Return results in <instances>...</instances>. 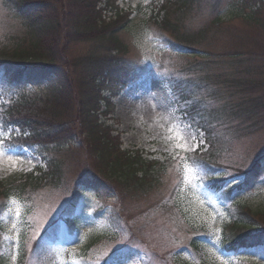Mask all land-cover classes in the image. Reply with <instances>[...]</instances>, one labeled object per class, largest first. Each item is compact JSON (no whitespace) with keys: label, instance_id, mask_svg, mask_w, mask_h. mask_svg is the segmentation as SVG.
Instances as JSON below:
<instances>
[{"label":"rangeland","instance_id":"obj_1","mask_svg":"<svg viewBox=\"0 0 264 264\" xmlns=\"http://www.w3.org/2000/svg\"><path fill=\"white\" fill-rule=\"evenodd\" d=\"M113 1L122 14H128L120 37L127 43V65L137 69L140 78L114 99L109 124L123 149L163 161L166 171L159 183L146 190L121 187L116 191L112 185L100 191L88 188L80 180L92 160H84L86 151L78 149L82 139L77 137L65 150L61 184L11 195L2 207L0 264H264V251L228 250L223 228L235 201L254 213L264 212V119L250 131L246 125L222 124L216 132L221 144L211 154L205 134L176 109L170 88L174 79L188 78L200 68L197 59L183 50L188 45L178 39L184 31L206 30L202 48L212 59L222 60L228 71L233 66L238 67L236 72L244 70L247 58L241 55L245 52L258 54L257 65H264V49L259 48L264 47V0L220 4L207 0L178 13L170 7L173 16L179 15L178 22L175 18L168 22L176 24L175 32L164 22L168 8L163 6L169 0ZM103 16L118 17L110 12ZM24 35L14 1L0 0V51H13L15 39ZM94 46L88 40L66 45V59L62 55L61 60H68L78 71L79 56L89 54ZM228 56L236 59L225 60ZM38 89L22 84L9 96L0 94V182H13L30 172L40 176L39 168H45L40 156L7 140L13 130L9 115L15 97L30 99L34 109L37 104L31 99L37 96L38 105L47 108L44 113H50L56 100ZM220 103L203 100L208 106ZM260 159L262 166L250 172ZM258 170L261 173L256 175ZM245 179L249 183L243 189L224 192ZM76 194L79 200L65 214ZM65 215L77 218V229H70ZM59 223V236L56 232L44 237Z\"/></svg>","mask_w":264,"mask_h":264},{"label":"trees","instance_id":"obj_2","mask_svg":"<svg viewBox=\"0 0 264 264\" xmlns=\"http://www.w3.org/2000/svg\"><path fill=\"white\" fill-rule=\"evenodd\" d=\"M13 1L25 27V35L15 39L13 51H0V94L9 96L18 86L31 85L40 88V93L53 96L56 103L46 114L47 108L38 105L37 96L31 99L37 104L34 109L30 99L26 102L18 96L13 99L16 103L10 108L9 115L13 131L8 141L26 146L40 156L45 168H39L40 176L30 172L13 182H0V216L11 195L22 196L32 188L62 183L65 150L68 151L69 142L77 137L82 139L78 149L86 151L84 160H92L87 165L89 168L85 172L88 173L84 179H79L86 187L96 191L106 185H112L116 191L121 187L146 190L159 183L167 168L165 163L156 158L150 160L139 151L123 149L109 124L115 111L114 99L140 78L139 71L127 65V43L120 37L128 14H122L113 0ZM205 1L169 0L163 6L168 8L164 22H170L171 18H175V22L179 20V15L173 16L170 7L177 10L176 13L186 12ZM210 1L220 4L222 0ZM104 12L118 17L114 20L104 18ZM216 23L220 24L221 20ZM168 25L174 32L177 30L175 23ZM205 35L206 30L184 31L179 35L178 39L188 45L182 47L183 50H189L188 56L196 58L195 65L200 68L192 70L188 78L174 79L170 88L177 109L186 115L187 123L205 133L212 154L221 144L216 132L222 124L246 125L248 131L263 124L264 65H257L258 54L245 52L241 55L242 59L247 58L242 64L243 71L236 72L238 67L235 66L226 70L222 60L212 59V55L202 48ZM87 40L93 41L95 46L89 54L79 56L80 69L72 70L68 60H61L62 55L66 59L65 47ZM24 41L26 47H23ZM259 48L264 49L262 45ZM227 59L236 58L228 56ZM205 98L221 103L208 106L203 104ZM262 159L254 163L250 172L262 166ZM205 163L213 166L206 159ZM258 173L261 171H256V175ZM247 180L223 191L230 193L243 189L249 183ZM208 182L221 184L219 180L209 179ZM77 200L79 195L76 194L65 214H69ZM229 217L223 227L228 250L264 251V212L254 213L235 201L229 208ZM65 218L70 229H77V218ZM56 232L59 236L60 223L53 224L44 237Z\"/></svg>","mask_w":264,"mask_h":264}]
</instances>
